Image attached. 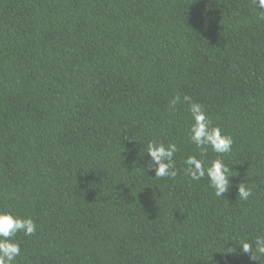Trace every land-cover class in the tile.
<instances>
[{
  "label": "trees",
  "instance_id": "1",
  "mask_svg": "<svg viewBox=\"0 0 264 264\" xmlns=\"http://www.w3.org/2000/svg\"><path fill=\"white\" fill-rule=\"evenodd\" d=\"M175 94L233 138L224 197L182 171L199 149ZM151 140L177 144L176 177L147 167ZM0 209L37 225L15 237L19 264H264L236 244L264 235L258 6L0 0Z\"/></svg>",
  "mask_w": 264,
  "mask_h": 264
},
{
  "label": "clouds",
  "instance_id": "2",
  "mask_svg": "<svg viewBox=\"0 0 264 264\" xmlns=\"http://www.w3.org/2000/svg\"><path fill=\"white\" fill-rule=\"evenodd\" d=\"M252 2L258 6L260 18L264 19V0H252ZM182 102L187 104L191 117L189 139L199 149V156L189 155L184 159L182 171L192 180L198 181L207 177L214 194L217 197H224L231 185L230 177L235 175H233L230 166L224 163L221 156L232 151L233 138L224 133L219 125L213 123L203 104L194 101L187 94L183 97L180 94L173 95L168 106L174 111L176 106ZM209 148L218 155L206 163L203 158L207 155ZM145 152L151 158L147 167L154 171L155 177L174 178L178 175L174 160V156L178 152L176 143L168 142L165 144L151 140L147 143ZM237 194L241 200L246 201L253 193L242 182L237 185ZM36 229L37 225L31 217L14 215L10 211L0 209V264H19L17 258L21 256V248L15 237L18 233H23L24 236H32ZM236 244L239 245L243 253L249 254L250 258L255 261L260 256H264V235H258L255 238L254 248L253 242L243 239Z\"/></svg>",
  "mask_w": 264,
  "mask_h": 264
}]
</instances>
